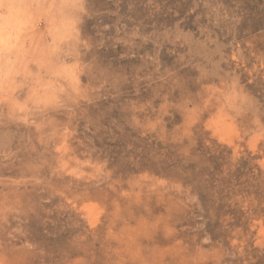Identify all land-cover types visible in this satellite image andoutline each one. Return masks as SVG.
<instances>
[{
	"label": "rangeland",
	"instance_id": "obj_1",
	"mask_svg": "<svg viewBox=\"0 0 264 264\" xmlns=\"http://www.w3.org/2000/svg\"><path fill=\"white\" fill-rule=\"evenodd\" d=\"M0 16V264H264V0Z\"/></svg>",
	"mask_w": 264,
	"mask_h": 264
},
{
	"label": "bare ground",
	"instance_id": "obj_2",
	"mask_svg": "<svg viewBox=\"0 0 264 264\" xmlns=\"http://www.w3.org/2000/svg\"><path fill=\"white\" fill-rule=\"evenodd\" d=\"M205 12V11H204ZM206 19V18H205ZM195 21V20H194ZM0 23H2L4 26H8V19L0 16ZM46 182V181H45Z\"/></svg>",
	"mask_w": 264,
	"mask_h": 264
}]
</instances>
